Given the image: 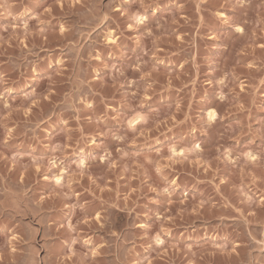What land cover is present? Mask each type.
Instances as JSON below:
<instances>
[{
	"label": "rangeland",
	"instance_id": "rangeland-1",
	"mask_svg": "<svg viewBox=\"0 0 264 264\" xmlns=\"http://www.w3.org/2000/svg\"><path fill=\"white\" fill-rule=\"evenodd\" d=\"M0 264H264V0H0Z\"/></svg>",
	"mask_w": 264,
	"mask_h": 264
},
{
	"label": "bare ground",
	"instance_id": "bare-ground-1",
	"mask_svg": "<svg viewBox=\"0 0 264 264\" xmlns=\"http://www.w3.org/2000/svg\"><path fill=\"white\" fill-rule=\"evenodd\" d=\"M137 16H138V15H137ZM135 18H136V17H135ZM143 20H144L143 17L137 18L138 23L143 22ZM238 29H239V28H238ZM208 116H209V119H210V120H213L215 114H214V112H210V113L208 114ZM55 181H56V184H57V182L60 181V178L57 177V178L55 179ZM158 239H160V238H158ZM157 242L159 243V241H157ZM160 243H161V242H160ZM156 244H157V243H156Z\"/></svg>",
	"mask_w": 264,
	"mask_h": 264
}]
</instances>
